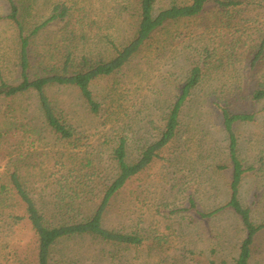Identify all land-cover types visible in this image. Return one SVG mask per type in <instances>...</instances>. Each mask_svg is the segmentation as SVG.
Instances as JSON below:
<instances>
[{"label":"rangeland","instance_id":"1","mask_svg":"<svg viewBox=\"0 0 264 264\" xmlns=\"http://www.w3.org/2000/svg\"><path fill=\"white\" fill-rule=\"evenodd\" d=\"M16 1L28 33L57 6L68 8L64 19L32 40L34 76L64 73L68 55L69 73L110 59L109 42L125 44L137 26V0ZM232 1L242 5L222 9L213 2L198 17L168 23L121 71L94 81L91 89L102 105L99 115L89 111L77 88L49 87L47 95L58 115L76 130L74 140L61 141L46 127L36 93L15 100L0 97V129L17 124L28 132L25 157L17 167L40 208L52 218L51 203L63 175L72 174L69 183L74 186H101L114 175L112 152L119 136L128 140L129 160L137 161L158 139L192 68L199 66L203 72L183 107L176 139L116 195L105 215V228L140 235L145 243L127 247L93 237L73 238L58 244L54 264H234L245 237L239 218L231 209L209 219L200 217L229 200L223 108L256 114L254 122L236 126L239 156L246 168L254 169L243 181L241 200L253 210L255 222L264 221V101L252 100L264 86V57L254 64L264 39V0ZM173 2L190 0H157L156 12ZM9 12L7 1L0 0V16ZM19 52L16 27L0 21V78L7 83L19 82ZM12 153L4 145L0 148V186L8 184L14 170L18 157ZM29 153L32 156L26 157ZM3 197L0 264H37V236L24 208L12 207L13 199L10 203ZM17 215L24 219L17 223ZM252 262L264 264V233L257 239Z\"/></svg>","mask_w":264,"mask_h":264},{"label":"trees","instance_id":"2","mask_svg":"<svg viewBox=\"0 0 264 264\" xmlns=\"http://www.w3.org/2000/svg\"><path fill=\"white\" fill-rule=\"evenodd\" d=\"M6 1L9 4L10 12L5 17L0 16V21L9 20L17 29L20 47V79L18 83L10 84L0 78V97L15 100L21 96L36 93L46 127L61 141L74 140L77 133L71 125L58 115L47 95L49 87L77 88L89 111L99 115L102 105L95 99L91 89L92 83L97 79L108 78L121 71L141 52L153 36L168 23L198 17L213 2L222 9L237 8L242 5L240 1L232 0H190L185 4L173 2L168 8L156 12L157 0H137L138 19L135 34L132 39L121 46L109 42L113 49V55L110 59L100 60L91 66H87L84 70L69 73L67 70L72 63V56L68 55L64 64V73L34 76L32 75V40L48 25L64 19L68 14V8L57 6L42 24L28 33L21 20V10L18 2L16 0ZM263 57L264 39L259 52L256 54L254 64ZM202 79L201 67L194 66L188 78L182 84L175 102L169 109L164 128L160 131L158 139L142 150L137 161L131 162L129 160L127 138L124 136L117 137L112 152L115 172L112 177L104 179L101 186L91 187L90 183L83 182L79 186H74V182L69 183V177L72 174L63 175L61 180L58 181L59 189L54 195L53 203H51L52 210H55V216L53 215L55 222L52 221L54 217L48 218L43 209L40 208L39 201L22 179L17 167L19 160L25 157L23 145L26 144V133L28 132L18 128L17 124L0 129V148L4 145L8 151L13 152L9 155L15 154L18 157L13 166L14 170L10 171L8 175V184L0 186V195L4 196L3 198L10 201V203L13 199L14 204L12 207L22 206L24 208L26 218L37 236V264H54L53 257L58 244L73 238L93 237L106 243L127 247H140L145 243V239L140 235L123 234L105 228V215L116 195L133 178L149 168L155 160H158L161 151L176 139L183 107L192 92L200 85ZM252 100L253 102L264 101V86L253 93ZM221 117L228 141L227 154L231 170L229 200L221 209L211 213H200V217L209 219L225 209H231L239 218L245 230V237L239 247V254L234 264H255L252 262L254 248L257 239L264 233V221L261 223L255 222L253 210L245 206L241 200L243 181L246 175L254 169L246 168L239 156L236 126L241 123L254 122L256 114H235L223 108ZM17 135H21L22 139ZM29 156H32V154L29 153L26 157ZM77 179L79 182L81 181V178ZM90 205H93L91 211ZM190 208H196L193 200H190ZM13 218L17 223L24 219L18 215L13 216ZM209 264L217 263L211 261Z\"/></svg>","mask_w":264,"mask_h":264}]
</instances>
